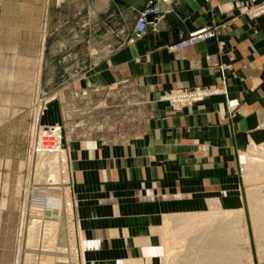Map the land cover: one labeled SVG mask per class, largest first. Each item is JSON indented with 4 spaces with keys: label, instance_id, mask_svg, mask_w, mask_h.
Masks as SVG:
<instances>
[{
    "label": "crops",
    "instance_id": "1",
    "mask_svg": "<svg viewBox=\"0 0 264 264\" xmlns=\"http://www.w3.org/2000/svg\"><path fill=\"white\" fill-rule=\"evenodd\" d=\"M146 2L114 8L117 26L127 14L136 20ZM263 4L178 0L172 13L151 19L142 38L128 41L123 30V44L86 74L92 91L135 86L148 112L145 129L134 137L67 141L88 263L147 264L150 252L162 246L166 221L174 223L191 209L221 206L226 193L230 206H241L242 156L251 148L264 150V15L250 16ZM47 5V0H0V80L12 81L10 100L7 83L6 107H0L6 111L0 117V264L14 260L13 218L20 202L11 193L24 190L28 170L30 116L14 115L15 64H30L21 49L42 45ZM76 26L70 31L76 33ZM206 28H214L215 37L181 52L170 50ZM193 89L215 93L181 113L161 100Z\"/></svg>",
    "mask_w": 264,
    "mask_h": 264
},
{
    "label": "rangeland",
    "instance_id": "2",
    "mask_svg": "<svg viewBox=\"0 0 264 264\" xmlns=\"http://www.w3.org/2000/svg\"><path fill=\"white\" fill-rule=\"evenodd\" d=\"M136 1L47 0V25L43 32L42 45L21 49L22 52L29 53L30 64H15L13 107H15L14 115L17 120H23L24 115L30 116L25 117L29 119L26 155L28 170L24 190L11 193V198L20 202V207L16 209V215L13 218L14 260L12 264H50L53 260H55L54 264H92L88 263L90 256L85 254L89 248H86V242L81 239V221L77 215L79 201L71 181L70 152L67 141L76 139L109 141L117 138H131L142 132L147 125L148 112L135 86L127 85L92 91L89 85L93 84V81L84 78L95 67L98 60L114 52L123 44L121 34L124 33L123 30L129 36L128 41L134 38L130 32L132 26L136 25L134 24L136 20L131 14H127L118 27L116 22L118 17L113 9L135 6ZM106 8H111L112 11L103 15L101 10ZM71 14H73L72 18ZM70 25H77L76 33L70 31ZM61 28H63L62 32H60ZM31 42L35 45L39 44L36 39ZM7 83H9L10 100L12 81L0 80V92L3 90V95H0V107H6ZM166 96L167 94L162 96L161 100L170 103L166 100ZM185 108L187 107H173L175 113H181ZM2 116H6V111L0 108V117ZM21 120L16 123V149L19 141V127H23ZM56 127H60L63 131L64 146L69 159L67 170L59 164L55 166L56 168L54 165L51 167V156H36L31 152V144L36 136L46 129ZM249 152L251 154L247 158V163L242 161L243 166L240 170L241 206H230V197L226 193L220 199L221 206L191 209L184 213L185 215L176 216L174 223L170 222V224L179 230L182 228L180 221L188 220V217L192 218V216L201 217L200 219L210 216L212 221L225 222L227 226H231L227 224L228 221L235 220L234 228L238 230L243 228L242 233L237 234L236 247L231 249L237 252L234 256L236 264H264V239L257 241L253 222V209H255V215L262 211L264 213V150L251 148L246 153ZM262 164L263 167H261ZM257 165H260L261 170L257 169ZM52 169L54 170L50 172ZM212 214L214 215L211 216ZM239 214L242 216H240V223ZM52 222L56 225L54 227L52 225L53 229L50 224ZM194 227L191 239L196 240L195 236L201 237L197 238L202 241L198 240L200 242L196 243L198 246L204 242L203 237L208 238L214 230L217 231L220 228L218 224L210 228L199 225ZM31 232L37 233V236ZM2 242L1 250L5 249L7 240L3 239ZM183 242L184 240L181 243L179 241L175 243L171 256H165L160 251L158 254L150 252L147 264H182V262L184 264L188 261L197 260L195 262L197 263L201 260L202 252L206 251L203 248L204 244L198 248L197 246L190 248L182 244ZM187 242L189 243L188 240ZM162 246L157 250H162ZM185 246L190 249L188 250ZM228 248V246H222L219 248L222 250H215V253H227ZM218 253L216 254L219 258L221 255ZM46 259H48L47 262ZM92 260L95 261V257ZM29 261L32 262L29 263Z\"/></svg>",
    "mask_w": 264,
    "mask_h": 264
},
{
    "label": "built area",
    "instance_id": "3",
    "mask_svg": "<svg viewBox=\"0 0 264 264\" xmlns=\"http://www.w3.org/2000/svg\"><path fill=\"white\" fill-rule=\"evenodd\" d=\"M177 2L178 0H147L144 8L138 13L133 32L134 38L140 39L146 34L152 23L151 19L156 20L164 14L172 13ZM262 15H264V4L250 14L253 19ZM215 35L216 31L214 28L202 29L183 38L180 43L170 47V50L181 52L187 48L195 47L201 42L215 37ZM214 93L213 91L203 89H193L170 94L165 98L171 104L184 108L209 98ZM231 107H235V104L232 103ZM31 152L36 156H56L60 166L64 167V170H67L69 159L64 146L63 131L60 127L46 129L43 133L38 134L35 140L32 141Z\"/></svg>",
    "mask_w": 264,
    "mask_h": 264
},
{
    "label": "bare ground",
    "instance_id": "4",
    "mask_svg": "<svg viewBox=\"0 0 264 264\" xmlns=\"http://www.w3.org/2000/svg\"><path fill=\"white\" fill-rule=\"evenodd\" d=\"M38 131V130H37ZM249 154H251V153H249ZM264 154V153H263ZM248 156H250V155H248ZM248 156H247V154H244V156H242L243 157V162L244 163H247V158H248ZM52 157V162H50V166L52 167L53 165H54V168H56L55 166H57V164H59V160H57V157L56 156H51ZM253 157V156H252ZM259 157V156H258ZM262 157V156H261ZM41 158V157H40ZM257 158V157H256ZM259 159V158H258ZM254 160V159H253ZM262 161V160H261ZM249 162V161H248ZM255 164V163H254ZM264 164V163H263ZM263 164H262V166L261 167H263ZM60 165V164H59ZM49 166V167H50ZM258 167H257V169H259V170H261L260 169V165H257ZM255 167V166H254ZM54 169H52V170H50V172L51 171H53ZM56 171H58L57 169H55ZM258 170V171H259ZM56 171H54V172H56ZM46 181V180H45ZM52 205H54V204H52ZM70 208V207H69ZM34 210H36L37 211V209L36 208H34ZM54 210V209H53ZM68 210H70V209H68ZM254 210L255 209H253V222H254V229H255V233H256V238H257V241L258 242H260L262 239H264V213H263V211L262 212H259L257 215H255V212H254ZM70 214H71V212H70ZM234 214V213H233ZM214 214H212L211 216H213ZM226 214H224V216H225ZM198 216V215H197ZM238 216V215H237ZM240 216H241V214H239V218H238V220H239V223L241 222V218H240ZM205 218H206V216H204ZM235 217V216H234ZM242 217V216H241ZM70 218V217H69ZM189 218H191V217H188V220H185V221H180V224L182 225H180V227H182V228H180L179 230H177V227L175 228V227H173L172 226V224H170V222H172V221H166L165 222V225H164V230H163V242H162V250H159V251H161V253H163L165 256H171V255H173V250H174V247H175V243H178V241H179V243H181L182 242V240H184V242L182 243V244H184V245H187L188 247H190V248H194V247H196V248H198V247H200V245L201 244H204L203 245V248H205L206 249V251L205 252H202V254H201V260H199L197 263H199V264H236V258H234V256H235V254L237 253H235L234 251H232L233 249L232 248H235L236 247V241L238 240V236H237V234H238V232H241L242 233V230H243V228H241V229H236V227L234 228V222H235V220H233V218H232V220L233 221H228L227 222V224H230L231 226H227L226 224H225V222H219V221H215L214 219V221H212V217L210 218V216L208 217V218H206V219H200L201 217H193L192 216V218H195V219H192L191 218V220L189 219ZM228 218V217H227ZM229 219V218H228ZM71 220V219H70ZM225 220V219H224ZM32 221V220H31ZM175 221V220H174ZM33 222V221H32ZM56 222V221H55ZM218 222V223H217ZM33 223H35V221L33 222ZM58 223V225H59V222H57ZM57 223H55V224H57ZM70 223V222H69ZM238 223V222H237ZM51 224V227H52V225H53V227L54 226H56V225H54L53 224V222L52 223H50ZM72 224V223H71ZM214 224H218L219 226H220V228H218L217 229V231L216 230H214V232H213V234H211L208 238H206V239H204V237H203V243H201L199 246L196 244L197 242H198V240L199 241H201V239H198L197 240V238H201V237H196L195 236V238H196V240H192L191 239V236H192V234L194 233V232H192L193 231V226H195L196 227V225H199V226H203V227H205V228H210V226H213ZM236 224V223H235ZM239 225V224H238ZM34 226V225H33ZM227 226V227H226ZM47 227V226H46ZM50 227V228H51ZM53 227L51 228V229H53ZM194 227V228H195ZM57 228V227H56ZM199 228V227H198ZM68 229H69V227H68ZM36 230V229H35ZM67 230V229H66ZM197 230V229H196ZM195 230V231H196ZM45 231V230H44ZM52 231V230H51ZM70 231V230H69ZM199 231H201V230H199ZM57 232V231H56ZM209 232V231H208ZM216 232V233H215ZM32 233V232H31ZM71 234H72V232H70ZM197 233V232H196ZM207 233V232H206ZM32 234H36L35 236H37V233H32ZM53 234V233H52ZM54 234H55V232H54ZM56 235V234H55ZM73 235V234H72ZM72 235H71V237H72ZM195 235V234H194ZM58 236V235H57ZM74 236V235H73ZM45 237V236H44ZM193 237V236H192ZM55 238H56V236H55ZM58 238V237H57ZM194 238V239H195ZM23 240V239H22ZM56 239H54V241H55ZM187 240L189 241V243L187 242ZM30 241V240H29ZM61 241V240H60ZM75 241V240H74ZM185 241H186V243H185ZM71 242H73V241H71ZM202 242V241H201ZM55 243V242H54ZM198 243H200V242H198ZM75 244V243H74ZM55 246H56V244H55ZM61 246V245H60ZM177 246V245H176ZM181 246V245H180ZM187 246H185V247H187ZM202 246V245H201ZM222 246H228L229 248H228V252L227 253H223V252H220V254L218 253V252H216V253H218L219 255H221V257L219 256V258H218V255L215 253V250H218L220 247H222ZM235 246V247H234ZM53 247V246H52ZM86 247H88V244L86 245ZM185 247H184V249H185ZM187 247V248H188ZM31 248V247H30ZM190 248H188V250L190 249ZM203 248H201V249H203ZM227 248V247H226ZM261 248V247H260ZM263 248V247H262ZM37 249V248H36ZM53 249H54V247H53ZM56 249V248H55ZM63 249V248H62ZM232 249V250H231ZM65 250V249H64ZM192 250V249H191ZM190 250V251H191ZM208 250V251H207ZM219 250H222V249H219ZM227 250V249H226ZM232 252H231V251ZM263 250V249H262ZM224 251V250H223ZM38 252V251H37ZM59 252H60V250H59ZM63 252H66V251H63ZM152 252L153 253H155V254H158L159 252L155 249V250H152ZM225 252V251H224ZM42 253V252H41ZM47 253V252H46ZM62 253V252H61ZM264 253V252H263ZM262 253V254H263ZM51 254V253H50ZM54 254H56V253H54ZM175 254V253H174ZM181 254V253H180ZM28 255V254H27ZM53 255V254H52ZM62 255V254H61ZM67 255V254H66ZM182 255V254H181ZM35 256V255H34ZM65 256V255H64ZM215 256H217V257H215ZM55 258H56V256H55ZM175 258V257H174ZM50 259H51V257H50ZM49 259V260H50ZM53 259H54V257H53ZM59 259V258H58ZM168 259H169V257H168ZM194 259V258H193ZM197 259V258H196ZM43 260V259H42ZM47 260L48 259H46V262H47ZM61 260V259H60ZM59 260V261H60ZM64 260V259H63ZM184 260V259H183ZM52 261V260H51ZM54 261L55 260H53V262H51L50 264H54ZM65 261V260H64ZM146 261V260H145ZM194 261V260H193ZM191 262V261H188V262H184V264H197V263H195V262ZM30 262H32V261H29V263ZM58 262V261H57ZM60 262H62V261H60ZM66 262V261H65ZM64 262V263H65ZM176 262H178V261H176ZM181 262V261H180ZM28 263V262H27ZM44 263V262H43ZM148 263V262H147ZM47 264H49V263H47ZM171 264V263H170ZM174 264V263H173ZM182 264H183V262H182Z\"/></svg>",
    "mask_w": 264,
    "mask_h": 264
}]
</instances>
